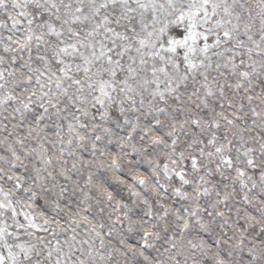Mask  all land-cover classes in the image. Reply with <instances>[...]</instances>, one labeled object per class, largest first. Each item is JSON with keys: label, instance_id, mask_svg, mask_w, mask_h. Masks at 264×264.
<instances>
[{"label": "snow or ice", "instance_id": "6c2138e0", "mask_svg": "<svg viewBox=\"0 0 264 264\" xmlns=\"http://www.w3.org/2000/svg\"><path fill=\"white\" fill-rule=\"evenodd\" d=\"M0 264H264V0H0Z\"/></svg>", "mask_w": 264, "mask_h": 264}]
</instances>
